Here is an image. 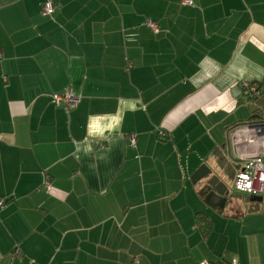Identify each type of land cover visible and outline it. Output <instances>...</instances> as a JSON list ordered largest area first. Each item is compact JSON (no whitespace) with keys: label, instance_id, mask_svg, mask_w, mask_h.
<instances>
[{"label":"crops","instance_id":"crops-1","mask_svg":"<svg viewBox=\"0 0 264 264\" xmlns=\"http://www.w3.org/2000/svg\"><path fill=\"white\" fill-rule=\"evenodd\" d=\"M44 1L0 0V264H264V196L192 181L264 107V0Z\"/></svg>","mask_w":264,"mask_h":264},{"label":"built area","instance_id":"built-area-1","mask_svg":"<svg viewBox=\"0 0 264 264\" xmlns=\"http://www.w3.org/2000/svg\"><path fill=\"white\" fill-rule=\"evenodd\" d=\"M183 5L192 6L194 0H180ZM43 15H52L54 6L51 2H47L43 8ZM147 25L153 29H157L155 22L148 21ZM244 92L242 100L245 102L250 97H257L259 94L264 95V87L256 83L244 84ZM78 102V99L71 91L55 94L52 97V103L56 107H64L72 110ZM248 125H242L227 131L230 148L237 149L234 156V162L237 165V172L232 181V187L237 194L247 196L249 198H262L264 196V141L258 144V138L254 131L249 129ZM254 132V134L252 133ZM256 136V137H255ZM130 146L135 147L136 139L133 135L128 137ZM252 147L251 151L244 152L243 147ZM240 150V152H239ZM45 190L50 191V185L47 181L43 183ZM1 207H5V203L0 201ZM19 248H15L12 252V259L20 257ZM202 264H210L203 262ZM231 264H238L233 261Z\"/></svg>","mask_w":264,"mask_h":264},{"label":"water","instance_id":"water-1","mask_svg":"<svg viewBox=\"0 0 264 264\" xmlns=\"http://www.w3.org/2000/svg\"><path fill=\"white\" fill-rule=\"evenodd\" d=\"M258 117V116H257ZM256 117V120H258ZM262 121H258L257 123L254 124H249L248 126L250 127L249 129L254 131L257 137H264V120L261 119ZM209 177V180L207 182L208 186H211L215 189V191L219 195H227L228 192L226 190V187L223 183H219L218 179L216 177H211L210 176V171H208L205 167H200L192 176V181L193 182H198L200 180L206 179ZM251 203H261L262 198H250Z\"/></svg>","mask_w":264,"mask_h":264},{"label":"trees","instance_id":"trees-1","mask_svg":"<svg viewBox=\"0 0 264 264\" xmlns=\"http://www.w3.org/2000/svg\"><path fill=\"white\" fill-rule=\"evenodd\" d=\"M47 2H51L54 6V1L53 0H46L41 4L40 7V13L42 16H49V15H43V6L47 3ZM252 83H256V82H252ZM252 83H246V84H252ZM257 85H259L258 83H256ZM261 86V85H259ZM243 87V86H242ZM263 87V86H261ZM243 92H244V88H242ZM55 94H61V93H55ZM53 94V95H55ZM53 95H51V101H52V97ZM264 95L263 94H259L257 95V97H250L247 101H245L246 104H253L256 105L258 103V105L262 104V102L264 101ZM262 112V113H261ZM258 116V117H257ZM264 116V107H261L259 109H257L256 111H254V117L257 118H261ZM252 122L256 123L255 120L256 118H252ZM129 143V142H128ZM130 145V144H129ZM219 164L224 167L225 170H227V172H230V176H231V180L233 181V178L235 177V174L237 172V165H235L236 163L234 161L232 162H226V158L224 157H220L219 159ZM236 261V260H233ZM233 261L229 262L228 264H231ZM237 262V261H236ZM238 263V262H237ZM210 264H215V263H210ZM239 264V263H238Z\"/></svg>","mask_w":264,"mask_h":264},{"label":"rangeland","instance_id":"rangeland-1","mask_svg":"<svg viewBox=\"0 0 264 264\" xmlns=\"http://www.w3.org/2000/svg\"><path fill=\"white\" fill-rule=\"evenodd\" d=\"M225 187H226V190H228V192L230 193L228 196L229 197L228 202L237 197V196H235L236 192L234 191V189L232 187V181L227 180V183H225ZM242 197H244V200L247 198L245 196H242Z\"/></svg>","mask_w":264,"mask_h":264}]
</instances>
